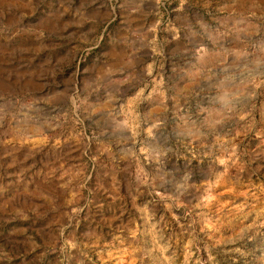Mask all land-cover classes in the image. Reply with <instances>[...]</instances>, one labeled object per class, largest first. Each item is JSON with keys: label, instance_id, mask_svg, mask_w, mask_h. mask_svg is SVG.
I'll use <instances>...</instances> for the list:
<instances>
[{"label": "rangeland", "instance_id": "rangeland-1", "mask_svg": "<svg viewBox=\"0 0 264 264\" xmlns=\"http://www.w3.org/2000/svg\"><path fill=\"white\" fill-rule=\"evenodd\" d=\"M0 264H264V0H0Z\"/></svg>", "mask_w": 264, "mask_h": 264}, {"label": "crops", "instance_id": "crops-1", "mask_svg": "<svg viewBox=\"0 0 264 264\" xmlns=\"http://www.w3.org/2000/svg\"><path fill=\"white\" fill-rule=\"evenodd\" d=\"M110 69H113V66L112 67H108L107 66V73H106V77L108 78L109 76H112V75H116L118 73V71H115V70H111L109 71ZM102 88H104V86H102Z\"/></svg>", "mask_w": 264, "mask_h": 264}]
</instances>
